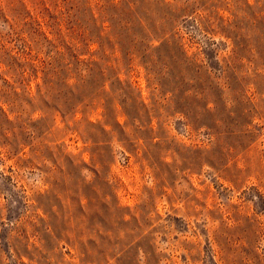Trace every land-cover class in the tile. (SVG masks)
<instances>
[{
    "label": "rangeland",
    "instance_id": "obj_1",
    "mask_svg": "<svg viewBox=\"0 0 264 264\" xmlns=\"http://www.w3.org/2000/svg\"><path fill=\"white\" fill-rule=\"evenodd\" d=\"M103 3L86 0L97 18ZM78 4L0 0V51L31 48L25 22L66 33ZM143 9L181 47L107 50L97 85L133 87L106 114L98 98L64 117L0 60V89L19 92L0 98V264H264V0Z\"/></svg>",
    "mask_w": 264,
    "mask_h": 264
},
{
    "label": "trees",
    "instance_id": "obj_2",
    "mask_svg": "<svg viewBox=\"0 0 264 264\" xmlns=\"http://www.w3.org/2000/svg\"><path fill=\"white\" fill-rule=\"evenodd\" d=\"M77 1L79 8L75 12V18L68 20L66 33L57 27L56 23L59 22H55V19L45 23L38 20L34 24L25 22L24 28L28 30L31 40L28 46L31 48L16 52H12L13 49L0 51V60L8 66L7 71L15 75V81L26 86L31 80H37V95L46 104L53 100L56 103L54 106L64 117H74L81 106L86 107L98 98L103 99L106 114L113 108L111 107L113 100L109 99L112 91L116 92L118 89L124 90V93L132 91L130 90L133 87L132 83L119 78L111 80L112 90L106 88L105 77L102 81H98L97 85V70L104 73L105 69L111 68L107 64L109 59L107 50L110 49L112 53L120 51L122 57L132 58L133 54L138 52L146 56L161 47L175 46L178 49L181 47L175 42L177 41L175 33L166 36L173 30L172 27L156 29L151 15L143 9L151 3V0H118L117 2L104 0L100 6L99 18L95 17L92 9L86 5V0ZM81 13L84 14V18L81 17ZM43 24L53 35L52 38H49L46 30H41ZM67 36L71 39L67 40ZM155 36L163 38L158 45H154ZM43 42L50 45L54 51L48 55H41L40 47ZM91 42L99 43V48L95 51L99 53V60L92 56L80 57L84 52L82 45ZM250 42L251 40L246 39L241 32H237L235 37L237 46L247 47L251 45ZM33 48H36L35 52L32 51ZM5 91L11 96L19 94L15 85H11L10 91L0 89V98ZM129 96L136 101L133 95ZM120 102L125 106L126 99H120ZM117 124L120 125L119 122Z\"/></svg>",
    "mask_w": 264,
    "mask_h": 264
}]
</instances>
